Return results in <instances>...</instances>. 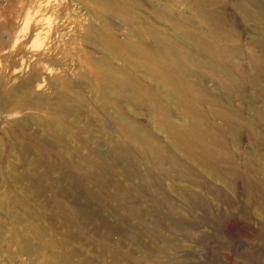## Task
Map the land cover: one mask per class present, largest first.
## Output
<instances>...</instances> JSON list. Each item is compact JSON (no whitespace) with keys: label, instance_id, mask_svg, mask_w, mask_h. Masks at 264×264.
<instances>
[{"label":"bare ground","instance_id":"1","mask_svg":"<svg viewBox=\"0 0 264 264\" xmlns=\"http://www.w3.org/2000/svg\"><path fill=\"white\" fill-rule=\"evenodd\" d=\"M20 1L22 5L18 2L19 6L31 9L28 15L34 16L33 24H30L31 17H28L22 30V36L29 34V43H36L39 36V31L33 32L31 27L38 26L46 13L51 12L55 22L48 30L51 44L46 51H39L38 48L30 50L29 58L35 61L31 75L19 83L16 92H9V97L0 96V113L14 109L53 111L63 119L70 118L75 126L82 122V112L93 108L85 107L86 110H83L82 92L94 94L98 91L99 95L94 100L97 101V110L104 117V120H99L100 128L105 129L108 122L113 121L121 127L125 137V142L121 143L104 135V139L112 144L108 147L115 159L136 156L147 168L144 170L147 182L156 184L159 178L169 180L168 187L175 192L178 188L175 180L179 178L187 184L192 183L193 179L201 182L200 178L212 182L220 181L228 189H233L232 183L239 165H236L234 156L227 150L226 145L229 138L236 143V126L238 123L244 124L252 140L264 141V136L254 129L253 120L241 116L229 97L232 91L239 94L238 88L247 84L251 93L261 101V105L258 104L260 106L250 105V110L256 120L264 123V83L260 80L264 72L262 1L231 0L242 21L259 31L260 37H250L252 51L246 58L251 69L250 74L244 73L240 63L241 49L235 45L239 33L225 12L226 0H66L57 6H51L50 2L44 3L43 0ZM118 36L123 38L118 39ZM22 38H14L12 45ZM45 62H54L53 65L58 67L49 68ZM207 74L219 78L220 87L226 92L223 93L220 89L225 98L212 97V93L209 95L210 87L205 82ZM207 82L218 85L212 78ZM211 86L214 87L213 84ZM47 88L57 93V106L41 96L30 98L29 94L32 92L40 95ZM15 101L17 102L14 105ZM142 118H145L146 129L134 124L141 123ZM65 122L60 118L48 121L44 132L41 129L44 123L39 117L24 118L16 123L24 128L35 125L40 130L39 133L36 129V133L43 140L48 141L59 152L79 159L78 163L85 169L83 177L97 182L100 189L111 188L115 206L128 208V212L122 216L136 217L140 208L134 199L137 191L130 188L125 190L121 182L107 176L103 162L96 166L98 172H93L94 164L85 160L90 159L91 155L80 153L78 146L73 145V134L69 132L67 123V128L65 127ZM95 128L100 129L96 126ZM157 133L161 135L160 138L156 136ZM87 135L89 134H86V138ZM17 151L26 162L27 170L21 173L17 167L7 165L5 173L18 194L30 200L32 206H37L40 212L35 215L27 207L19 212L23 203L10 195L11 190L8 187L5 186L3 192L0 190V212L9 217L14 227L22 222L28 223L37 238V244L33 246L32 243L21 240L18 237L20 235L13 230L11 238L21 244L20 252L39 256L49 253V257L65 264H96L87 256L84 246L69 248L78 241L71 232V228L78 224L76 219L79 222L95 219V211L90 212L77 205L78 192H74L71 179L69 180L68 175L57 164L47 166L46 171L56 173L55 182L59 184V193L74 201V217L71 216V206L67 208L58 203L55 208H47L42 205V197L49 204L51 202L42 184L41 173L38 172L42 163L33 159L29 149L22 144L18 145ZM107 160L110 161V158ZM261 168L263 167L258 168L261 177L259 181L264 188V169ZM3 171L0 165V186L5 185L1 181ZM176 176L179 177L175 178ZM75 177L77 182L79 177ZM241 178L250 189L252 182L244 174ZM86 192L91 199L100 198L99 191L87 189ZM180 196L183 203L191 207L200 202L196 193L188 195L181 192ZM260 212L264 213V208ZM38 216H45L65 228L64 235L60 237L57 232L52 234L47 227L39 224ZM105 227L106 234L117 233L115 227ZM4 231L0 222V240ZM132 240L139 243L140 236H132ZM104 244L105 242L98 247L99 255L107 252ZM110 257L114 262L123 261L122 264H146L144 259L126 254L122 257L117 251H113Z\"/></svg>","mask_w":264,"mask_h":264},{"label":"rangeland","instance_id":"2","mask_svg":"<svg viewBox=\"0 0 264 264\" xmlns=\"http://www.w3.org/2000/svg\"><path fill=\"white\" fill-rule=\"evenodd\" d=\"M43 1L44 3L45 1L47 3L50 2L51 6H57L66 0ZM226 1L225 12L239 33L235 45H238L241 49L240 63L244 73L250 74L251 69H249L246 59L252 51V46L249 43L254 36L260 37L259 31L252 28L251 24L242 21L238 12L234 10L231 0ZM18 2L21 3L20 0H0V96L2 98L9 97V92H16L19 83L31 75L35 61L29 58L30 50L38 48L39 51H46L51 44L48 30L55 22L54 15L51 12L46 13L41 18L38 26L31 27L33 32L39 31L37 40L42 42L35 40L36 43H29V34L22 36V30L28 17H31L30 24H33L34 16L28 15L31 9L20 7ZM260 2L264 7V0H260ZM47 18H49L48 21ZM46 21L49 25H47ZM17 36L23 38L15 45H12V40ZM45 63H47L49 68L58 67L53 65L54 62ZM205 77H207L205 82L210 87L208 88L210 90L209 95L212 93L210 95L212 97L222 96V98H225L223 93L226 92L220 87L219 78L209 74L205 75ZM211 78L219 86L212 82H207ZM260 80L264 83V72L261 74ZM241 87L238 88L239 94L235 91H232V94L228 92L229 97L232 98L230 100L239 109V114L243 117L251 118L254 123V129L264 136V123L256 120L255 115L250 110V105L260 106L261 101L251 93V88L247 84H242ZM47 89L41 92L42 94L40 93V95L30 92L29 96L31 99L41 96L42 99H47L52 105L55 106L56 104L57 106V102H59L57 93L52 89ZM98 95V91L94 92V94L88 93V91L82 92L81 103L84 106L83 110L85 107L93 108H88V110L90 109L89 111L86 108V111L82 110L80 120L82 122L75 126L69 120L70 118L63 119L61 115L53 111L14 109L11 112L0 113V165L4 170L1 181L5 184L3 186L1 184L0 190L3 192L8 187L11 190L10 195L15 196L23 203L19 212H22L27 207L26 209L32 210L35 215L40 214L37 206H32L30 200L18 194V191L11 185L5 173L7 165L17 167L21 173L27 170L26 162L17 153L18 145L22 144L29 149L30 156L33 159H37L42 163L41 168H38V172L39 174L41 173L42 184L51 200L49 204L47 199L42 197L40 199L42 205L47 208H55L58 203L63 204L65 207L71 206V216L74 217V201L59 193V184L55 182L56 173L54 171H46L47 166L57 164L68 175L69 180L71 179L70 183L74 192H78L79 200L77 205L90 212L95 211V219L83 222H79L76 219L78 224L71 228V232L78 241L69 246V248L75 249L79 246H84L87 256L93 259L96 264L124 263L123 261L114 262L111 260L110 256L113 251H117L122 257L126 254L144 259L146 264H264V213L260 212L264 208V188L259 181L261 177L258 172V168L263 167L261 169H264V141L252 140L248 128L244 124L238 123L235 128L236 143L229 138L228 145H226L227 150L234 156L236 165H239H237L236 177L232 183L233 189H228L220 181L212 182L200 178L201 182L199 179H193L191 180L193 184H187L183 179L179 178L175 180L178 184L177 192H175L169 189V180L158 177L156 184L147 182L144 176V170L147 168L139 162L136 156L129 155L119 159L114 158L111 149L108 147L110 143L104 139V135L112 137L121 143L125 142V137L122 134L121 127L113 121L108 122L105 129L102 130L100 128L99 120H104V117L102 118L97 110V101L94 100V97L96 99ZM91 98H93V101ZM17 101H15L14 105ZM30 117H39L43 120L44 124L41 127L43 132L46 130V122L59 120V118L63 122L66 120L64 125L66 127L68 124L70 128L68 130L73 134H71L75 140L73 145L78 146L80 153L91 155L90 159L85 160H89L88 162L94 164V170L92 169V171L98 172L96 166L100 164L99 162H103L106 165L107 176L121 182L125 190L130 188L133 191H137L134 194L136 195L134 199L140 207L139 214L136 217H123L128 212L127 206L122 209L121 207H116L114 200H112L111 188L100 189V186L96 184L97 182L84 178L85 169L78 163L79 159L59 152L50 143H47L48 141L43 140L41 135H39L40 130L35 125L24 128L19 123H16ZM144 120L145 118H142L141 123L133 122L139 128L146 129L147 126ZM129 121L132 120L129 119ZM210 124L212 125V121H210ZM95 126L100 129H96ZM36 129L39 130L37 131L39 133H36ZM85 133L89 134L87 138ZM156 136L160 138L161 135L157 133ZM82 139L86 140L83 141ZM90 139L91 141H89ZM109 158L110 161L107 160ZM124 158L126 159L124 160ZM242 174L252 182L250 189L245 186L244 180L241 178ZM75 176L79 177L77 182ZM178 177L176 176L175 178ZM85 187L86 190L99 191L100 198L98 200L91 199ZM215 188H218V190L216 191ZM181 192L188 195L196 193L200 198L199 204L191 207L189 204L183 203L184 200L180 196ZM39 218V224L41 223L47 227L52 234L57 232L60 237L64 235L65 228L58 226L45 216ZM0 222L5 230L0 240V264H48L49 262L50 264H65L63 261L49 257V253L39 256L33 253L20 252L22 249L21 244L11 238L13 237V230H16L21 240L28 241L33 246L37 244V238L31 232L28 223L22 222L14 227L9 217L2 212H0ZM103 225L115 227L117 233L106 234L107 230ZM132 236H140L139 243L133 242ZM103 242H105L104 245L107 252L99 255L97 250L100 245L103 246ZM11 254L15 257H12ZM121 260L123 259L121 258ZM72 264L77 263L73 262Z\"/></svg>","mask_w":264,"mask_h":264}]
</instances>
